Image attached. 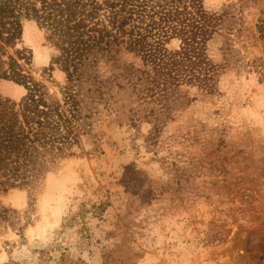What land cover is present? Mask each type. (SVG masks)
<instances>
[{
    "label": "rangeland",
    "instance_id": "obj_1",
    "mask_svg": "<svg viewBox=\"0 0 264 264\" xmlns=\"http://www.w3.org/2000/svg\"><path fill=\"white\" fill-rule=\"evenodd\" d=\"M203 2L225 16L205 49L225 66L218 94L183 87L181 103L160 112L121 74L143 68L140 57L113 45L117 59L101 63L100 89L80 95L74 155L36 187L0 188V264H264V73L246 66L264 57V0ZM16 47L61 97L67 74L55 65L47 79L60 50L37 22H24ZM0 94L19 104L27 89L1 79Z\"/></svg>",
    "mask_w": 264,
    "mask_h": 264
},
{
    "label": "trees",
    "instance_id": "obj_2",
    "mask_svg": "<svg viewBox=\"0 0 264 264\" xmlns=\"http://www.w3.org/2000/svg\"><path fill=\"white\" fill-rule=\"evenodd\" d=\"M27 20L37 22L60 50L47 79L52 81L55 65L67 74L61 97L20 62H30L29 51L16 47ZM224 20L209 13L203 0H0V80L27 89L19 104L0 94V188L36 187L58 160L74 155L80 95L100 89L101 63L117 59L113 45L140 57L143 68L129 64L121 74L143 103L156 104L160 112L181 103L183 87H195L203 96L218 94L225 66L209 59L205 49L221 34ZM257 31L264 39V19ZM172 40L180 42L177 48H169ZM231 46V56L240 61ZM246 66L264 73V57L249 59Z\"/></svg>",
    "mask_w": 264,
    "mask_h": 264
},
{
    "label": "bare ground",
    "instance_id": "obj_3",
    "mask_svg": "<svg viewBox=\"0 0 264 264\" xmlns=\"http://www.w3.org/2000/svg\"><path fill=\"white\" fill-rule=\"evenodd\" d=\"M49 218L50 216L48 217H45V219L34 229V231L32 233H41L45 230L46 226L49 224V223H52L49 221ZM0 260H1V257H0Z\"/></svg>",
    "mask_w": 264,
    "mask_h": 264
}]
</instances>
